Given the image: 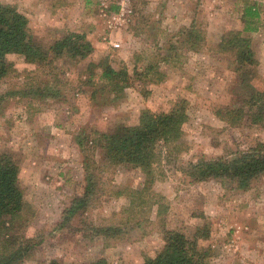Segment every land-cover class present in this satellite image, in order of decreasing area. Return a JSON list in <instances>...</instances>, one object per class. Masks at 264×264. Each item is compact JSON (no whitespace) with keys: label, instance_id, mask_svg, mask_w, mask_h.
Returning <instances> with one entry per match:
<instances>
[{"label":"rangeland","instance_id":"374dc122","mask_svg":"<svg viewBox=\"0 0 264 264\" xmlns=\"http://www.w3.org/2000/svg\"><path fill=\"white\" fill-rule=\"evenodd\" d=\"M0 4L14 5L27 16L32 41L44 49L71 32L84 34L93 47L85 59L50 58L51 64L42 67L11 55V71L0 82V95H7L0 102V151L19 163L25 204L14 232L33 242L24 264L100 259L142 264L161 250L163 230L192 237L204 225L209 237L200 244L210 251L208 264H264V176L240 191L214 180L191 182L186 171L191 163L231 160L264 142L259 127H231L218 116L245 92L231 66L232 55L219 52L227 33L242 31L250 37L258 61L250 85L264 90V31L244 32L242 16L253 4L264 10V0ZM191 31L202 32L196 50L189 45ZM103 61L129 78L116 96L103 88ZM47 87L59 93L52 97L43 91ZM21 91L32 94L22 97ZM178 101L185 102L187 117L180 145L178 150L161 147L149 174L125 165L110 167L99 149L89 144L82 152L77 143L82 136L135 126L143 111L165 113ZM85 156L95 186L85 208L65 221V211L84 193ZM137 193L147 202L140 209L144 213L127 222ZM96 228H119L120 233L96 235Z\"/></svg>","mask_w":264,"mask_h":264},{"label":"trees","instance_id":"16d2710c","mask_svg":"<svg viewBox=\"0 0 264 264\" xmlns=\"http://www.w3.org/2000/svg\"><path fill=\"white\" fill-rule=\"evenodd\" d=\"M116 9L113 7V10ZM242 16L246 23L244 32H255L259 29L264 31V10L260 7L255 4L247 6ZM252 21H255L254 24ZM28 27L27 16L16 6L0 4V82L11 71L12 66L8 61L11 55L20 56L26 63L42 67L51 64L50 58L67 57L82 60L93 51L85 35L74 32L60 37L50 47L44 49L32 41ZM187 36L193 39L189 44L190 47L194 50L199 48L198 45L203 39L202 32L191 31L187 33ZM219 52L232 55L231 66L237 74L240 88H243L245 92L239 97L238 104L220 112L218 116L231 127L249 125L257 126L264 131V90H256L250 85L258 66L250 37L242 31H231L220 42ZM99 68L101 69L100 78L107 85L103 88L109 87L108 92L115 96L122 93L129 82L126 71H115L105 61L101 62ZM43 91L49 92L52 97L56 95V92L59 93L58 90L54 91L53 87H47ZM36 92L39 93V90ZM18 94L28 97L32 91H21ZM113 95L112 98L115 99ZM6 96V94L0 95V102ZM184 105L185 102L178 101L165 113L145 110L135 126H119L111 133L82 136L83 139L78 138L77 143L82 152L89 144L92 148L99 149L104 162L110 167L125 165L149 174L151 167L159 161L161 147H173L174 150H178L179 142L183 137L182 125L187 120ZM83 165L86 174L84 193L82 197L76 198L65 211V221L76 215L80 207L85 208L86 198L88 200L95 186L93 176L88 174L89 165L86 156ZM186 171L191 182L214 180L222 184H232L237 190L247 191L252 182L264 176V142H257L254 147L239 153L231 160H200L191 163ZM19 172V163L14 157L0 151V264H24L33 251L32 240L14 232L15 223L22 219L25 212ZM137 194L138 197H131L129 204L131 216L127 222L144 213L140 209L147 202L143 200L141 193ZM136 202L137 205H135ZM146 213H148L147 210ZM159 215L160 208L157 211V217ZM61 226L64 225L61 223ZM95 231L96 235L111 232V237L120 233L119 228L115 230L96 228ZM161 233L163 240L161 250L142 264H208L210 251L200 244V241L209 237L206 225L196 228L192 237L174 229H165ZM48 264L64 263L52 260ZM90 264L107 263L100 259Z\"/></svg>","mask_w":264,"mask_h":264},{"label":"built area","instance_id":"2783aa9c","mask_svg":"<svg viewBox=\"0 0 264 264\" xmlns=\"http://www.w3.org/2000/svg\"><path fill=\"white\" fill-rule=\"evenodd\" d=\"M113 46H114L115 48H118V45H117V44H113Z\"/></svg>","mask_w":264,"mask_h":264}]
</instances>
